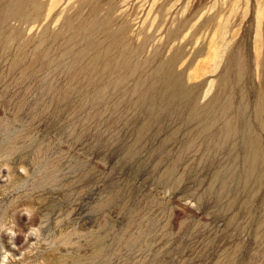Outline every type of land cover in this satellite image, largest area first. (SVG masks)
<instances>
[{
    "label": "rangeland",
    "instance_id": "obj_1",
    "mask_svg": "<svg viewBox=\"0 0 264 264\" xmlns=\"http://www.w3.org/2000/svg\"><path fill=\"white\" fill-rule=\"evenodd\" d=\"M233 1L0 0V264H264V0L190 72Z\"/></svg>",
    "mask_w": 264,
    "mask_h": 264
},
{
    "label": "bare ground",
    "instance_id": "obj_2",
    "mask_svg": "<svg viewBox=\"0 0 264 264\" xmlns=\"http://www.w3.org/2000/svg\"><path fill=\"white\" fill-rule=\"evenodd\" d=\"M237 1L238 0H234L230 5L227 6L226 9L222 8L207 13L209 15H207L205 20L199 24V27H197L194 30L193 32L194 37L196 35L195 46H198V48L194 51L193 56L191 58L192 61H197L193 69L190 71L194 78H199L200 76L205 75L208 71H214L219 65L220 57L224 55L227 44L239 34L241 29V24L243 22V18H245V16L248 14L250 10L251 0H245V8L242 13V16L238 17L237 20L234 21V24L231 25L232 23L230 22H232V18H233L232 14H234L239 9V8L237 9ZM258 4L259 7L257 14L256 41H257V52L260 53L259 42L262 43V22L264 18V3L259 1ZM184 22L185 21L182 20L181 23L183 24ZM228 34L229 37H227ZM188 43L190 42H187V44ZM187 44L184 43L183 46H186ZM177 55L178 52H175L173 54V56H177ZM184 62L185 61H183L182 63ZM160 71H161L160 74H161V83H162L161 85L165 86L166 89H172L178 84L180 78L179 74L174 73L171 69L167 70V72L165 73L162 72V69ZM162 73L164 74L162 75ZM263 82H264V76H263ZM190 91L191 88H189L187 92L189 93Z\"/></svg>",
    "mask_w": 264,
    "mask_h": 264
}]
</instances>
